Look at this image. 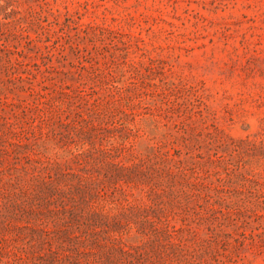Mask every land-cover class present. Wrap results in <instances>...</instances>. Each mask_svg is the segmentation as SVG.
Here are the masks:
<instances>
[{
    "label": "rangeland",
    "instance_id": "1",
    "mask_svg": "<svg viewBox=\"0 0 264 264\" xmlns=\"http://www.w3.org/2000/svg\"><path fill=\"white\" fill-rule=\"evenodd\" d=\"M0 264H264V0H0Z\"/></svg>",
    "mask_w": 264,
    "mask_h": 264
}]
</instances>
